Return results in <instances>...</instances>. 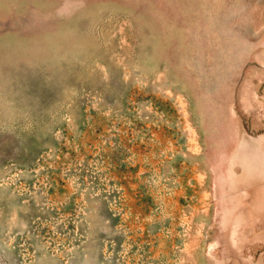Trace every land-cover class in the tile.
Listing matches in <instances>:
<instances>
[{
    "label": "rangeland",
    "instance_id": "374dc122",
    "mask_svg": "<svg viewBox=\"0 0 264 264\" xmlns=\"http://www.w3.org/2000/svg\"><path fill=\"white\" fill-rule=\"evenodd\" d=\"M0 264H264V0H0Z\"/></svg>",
    "mask_w": 264,
    "mask_h": 264
}]
</instances>
